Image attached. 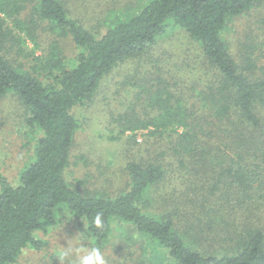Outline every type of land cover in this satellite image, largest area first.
Segmentation results:
<instances>
[{"label":"trees","instance_id":"obj_1","mask_svg":"<svg viewBox=\"0 0 264 264\" xmlns=\"http://www.w3.org/2000/svg\"><path fill=\"white\" fill-rule=\"evenodd\" d=\"M70 1L0 0V100L20 99L33 148L15 183L0 166V264L43 250L40 233L59 227L81 228L107 264H264V0H146L125 13L122 0H99L89 25ZM246 14L234 51L230 26ZM172 25L197 42V59L169 65L156 53ZM128 61L135 69L122 82L134 102L113 120L134 142L159 136L167 150L128 161L129 187L118 194L81 191L66 177L80 129L73 109ZM187 67L192 76L181 74ZM117 235L135 250L107 253Z\"/></svg>","mask_w":264,"mask_h":264},{"label":"rangeland","instance_id":"obj_2","mask_svg":"<svg viewBox=\"0 0 264 264\" xmlns=\"http://www.w3.org/2000/svg\"><path fill=\"white\" fill-rule=\"evenodd\" d=\"M97 1L99 0H93L88 4L86 2L85 5L72 0L69 3L74 12L73 15L89 25L95 22L102 11L103 6ZM145 1L122 0L119 9L122 13L136 12ZM99 2L103 3L102 0ZM108 16L109 12L103 13V22ZM248 18L249 15L246 14L236 21V26H230L229 36L234 51L237 50L238 43L242 39L241 31L246 28ZM96 30H102V25L100 24ZM51 40L52 36L49 33L41 35V42L45 48ZM61 43L67 55L75 56L77 50L69 38H61ZM198 52L197 42L173 25L160 39L156 49V53L169 59V65H173L181 54L182 57L187 54L189 58L197 59ZM134 66L133 62L128 61L117 67L101 82L93 99L73 109V114L80 123V129L76 134L66 177L81 191L118 194L129 187L126 170L128 161L140 156L152 157L167 150L166 141L159 136L153 138L148 137L146 133H140L138 142H134L131 139L132 133L120 134L121 129L113 120V115L125 111L134 102V88L122 82L125 74L134 71ZM181 74L192 76L191 69L188 70V67L181 71ZM24 114L25 108L18 97L7 96L0 100V166L13 183L17 181L19 172L31 157L33 149L32 145L26 144L22 133L21 121ZM165 157L162 160L169 169L175 171L168 174L172 177V183L181 186V182L184 181L181 171L177 169L171 158L167 156L165 159ZM172 163L173 166H170ZM78 228L59 227L48 232H41L40 236L47 241L44 249H25L16 264H76L75 252L69 251L67 256H62L61 253L64 251L63 247H68L69 244L81 250L90 248L88 239L83 236L81 228ZM113 241L106 252H112L117 256L115 247L125 244L118 235L113 238ZM126 247V250L128 248L135 250V247L129 245ZM128 251H124L126 257L130 255Z\"/></svg>","mask_w":264,"mask_h":264},{"label":"clouds","instance_id":"obj_3","mask_svg":"<svg viewBox=\"0 0 264 264\" xmlns=\"http://www.w3.org/2000/svg\"><path fill=\"white\" fill-rule=\"evenodd\" d=\"M94 224L97 228L103 227L101 215H96ZM63 248L64 251L61 253L62 256H67L69 254V251L75 252L76 264H107L102 251L96 247H91L87 250H81L79 247L73 248L72 245L69 244L68 247Z\"/></svg>","mask_w":264,"mask_h":264}]
</instances>
